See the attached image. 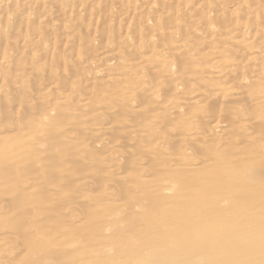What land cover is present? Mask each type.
<instances>
[{
	"label": "bare ground",
	"instance_id": "1",
	"mask_svg": "<svg viewBox=\"0 0 264 264\" xmlns=\"http://www.w3.org/2000/svg\"><path fill=\"white\" fill-rule=\"evenodd\" d=\"M249 244L264 0H0V264H264Z\"/></svg>",
	"mask_w": 264,
	"mask_h": 264
},
{
	"label": "rangeland",
	"instance_id": "2",
	"mask_svg": "<svg viewBox=\"0 0 264 264\" xmlns=\"http://www.w3.org/2000/svg\"><path fill=\"white\" fill-rule=\"evenodd\" d=\"M234 242H236V241L233 240V241H231L230 243L233 244ZM238 243H239V242H238ZM239 244H241V242H240ZM240 246H241V247H247V245H244V246L240 245ZM139 247H140V248L137 250V252H139V253L144 252L142 246H139ZM248 248H250L251 250L240 251L239 255H240V256L247 255V252H248V251H253L254 254H255V253H257V254H264V248L261 249V250H255V249H256L255 246L253 247L251 244L248 245ZM132 253H133V254H129V255H127V256H125V255H121V256H119V258H118L117 255H116V253L110 251V252H108V253L106 254V256H105L103 259H101V260L99 261V264H119L118 262H115L113 259H114V258H118L119 260H122L123 258H126V257H127V259L130 258L129 264H132V263H133V259H134V255L137 254V253H134V252H132ZM262 257L264 258V255H262ZM162 263H163V262H162ZM200 264H202V263H200Z\"/></svg>",
	"mask_w": 264,
	"mask_h": 264
}]
</instances>
